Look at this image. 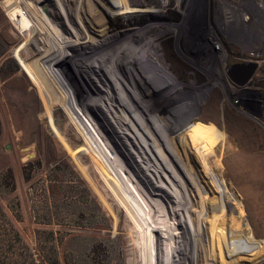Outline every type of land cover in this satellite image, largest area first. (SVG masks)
Wrapping results in <instances>:
<instances>
[{
    "label": "rangeland",
    "instance_id": "1",
    "mask_svg": "<svg viewBox=\"0 0 264 264\" xmlns=\"http://www.w3.org/2000/svg\"><path fill=\"white\" fill-rule=\"evenodd\" d=\"M63 47L122 194L78 141L66 89L42 86ZM252 62L237 83L234 66ZM193 129L213 147L218 191L197 154L183 156ZM194 192L225 211L237 240L215 264H264L247 253L264 247V0H0V264H210L207 224L202 238L190 222Z\"/></svg>",
    "mask_w": 264,
    "mask_h": 264
},
{
    "label": "bare ground",
    "instance_id": "2",
    "mask_svg": "<svg viewBox=\"0 0 264 264\" xmlns=\"http://www.w3.org/2000/svg\"><path fill=\"white\" fill-rule=\"evenodd\" d=\"M123 1H124L125 5L128 3V0H123ZM136 11H138L136 8L127 7V9L125 11H123V13H133V12H136ZM75 43H78V42L77 41H71L69 46H71L72 44H75ZM215 45H216L215 48L217 49L218 45L217 44H215ZM58 46L60 47V44H58ZM52 48H51V50H52ZM218 48H219V46H218ZM63 49H64V47L60 49V55H58V56L56 55L57 52L54 53L55 50H54V52L50 53V54H52L50 56V57H52L51 59H53V60L55 59L54 61H52V64H54V65L51 67V69H48L50 71V77L48 75V78L46 77V79H44V85H42V86L44 87V89H47V88L49 89V88L53 87L54 91H56V92H58V89L61 88V86L63 87V89H66L65 90L66 94L63 95V94L60 93V95L62 97L63 103H65L64 105H66V107L71 112L72 118L74 117L75 124L77 125V128L79 129L76 132L78 141L79 142H81V141L85 142L84 145H82V148L87 149L88 152L90 153V155L93 157V159L95 158L96 161L99 162V164L102 167L104 173H106L107 177L110 179V181L113 183V185L117 188V191L122 194L123 193L122 188L118 184L119 180H117L115 178V176H114V174H116V176L118 177V173H117L118 170H117V168H115V166L113 167L112 164H114V163L111 162L113 157L111 158V154L109 155V151H108V150L111 151V149H110L111 147L107 143V140L104 138L103 134H101L99 129L96 127L95 122L92 121L93 117L90 118V117L87 116V114H85V112L83 110V105L79 102V100H77L75 98V95L78 93V91L76 89H74V87H72V85H69L67 79H65V77H64V74H63L64 71L61 69L62 67H60V65H62L63 55L64 56L65 55L68 56L69 52L67 53L66 50L64 51ZM42 56H43V58L49 57L46 54H43ZM22 64H23L24 69H26L29 72L30 70L26 66L25 62H23ZM29 73L34 78H36L39 82H41V84H42L43 80L40 77L41 76L40 73L39 74H35V73L31 72V71ZM51 76H52V80H51ZM53 79H54V82H53ZM86 93H87V91H86ZM69 98L72 101H70V103L68 105L66 100H68ZM138 119L142 122L141 126H143V128H145V130H147L148 128H147V125H145V123L143 121L144 119H142L140 117H138ZM80 122H81V124H80ZM49 124L51 125L50 126L51 128L54 127L53 122H50ZM70 126H72L74 128V124L73 123H71ZM157 127H160V128L163 129V125H161V124L157 125ZM85 130H87V132H85ZM152 130H153L152 132H154L153 128H152ZM155 134L150 133L151 137H154L153 135H155ZM164 137H165V135H164ZM166 137H167L166 142H164V146L166 148V151L168 149L167 148V146H168V147L172 148L176 152V154H177L176 156L178 157V155L180 154V152L177 151V149H179L178 146L175 143H173V139H172L171 136H170L171 138L168 135H166ZM57 138L60 140V142L63 144L64 147L68 148L72 152V150L70 149L71 145L69 144L68 139L65 136H63L62 133L58 132ZM152 139L154 141L153 143H156V145H158L159 148L160 147L162 148L163 143L158 142L157 139H155V138H152ZM77 144H75V146ZM180 144H181L182 148L184 149V152H183V154H184L183 156L184 157L188 158L190 156L189 155L190 152H195L197 154V156L201 160V164H202L203 170L208 175H210V181H211L210 183L218 191L219 190V181H218V178L216 177V175L213 173V170H211V167L209 165V160H208V157H207L208 154H211V150L213 149L212 145L207 144L206 139L201 138L199 132L196 131V129L191 130L184 137H182L180 139ZM107 146H108V148H107ZM156 149H157V147H156ZM157 150H159V149H157ZM153 151H155V150H153ZM72 154H73V152H72ZM159 154H161V153H159ZM73 155L76 158L77 155L76 154H73ZM160 158H162V157H160ZM165 158H166V161L168 162V166L170 165V167L173 168L174 166H172L173 164L171 165V161H170L171 159H170L168 153H167V156ZM179 162H180V160H179ZM168 166L166 164V167H168ZM188 171L190 172V170H188ZM121 172H122V170H121ZM190 175H193V174H190ZM200 177H202V176H200ZM125 178L126 177H124V180H126ZM122 183H123V181H122ZM123 187H124V185H123ZM225 191H226V188H225ZM193 196H194V199H195V196H196V198L199 201L195 200V201L192 202V206L190 208L193 210L194 217L191 216V218H190L191 221L190 222H191V224H192V222L195 224V227H193V228H195V230L197 231V234H198L199 237L203 236V234H204L203 223L205 222L207 224L206 225V231L208 233L210 232V239H211L209 241V243L207 244V250H208L207 251V253H208L207 256L212 258V260H213V261L211 260L212 262L210 264H215L216 263V259H223L222 258L223 257V253H225L226 250H227V252H231V253H233L234 251H237V249H238L237 240L233 239L234 234L230 235V231L226 230L227 228L224 227V225L226 223V220H227L226 219V215H225V211H222V213H220L219 215L215 212V208L214 207H211V210L207 211L208 208L205 207L206 201H205V198H203L202 194L198 193V192H194ZM197 202H198V204H197ZM177 210H179V209H177ZM174 211H176V210H174ZM205 214H208V217L206 215V217H207L206 219L204 218ZM227 227H229V226H227ZM202 238H204V236ZM249 239L253 240L252 236L249 237ZM197 240H198V238H197ZM247 248H248L247 253L249 252L250 253L249 256L252 257V258H253L254 255H258V254H261L260 256H262V253L264 252V247L260 246V245H255L253 247L251 245H249V247H247ZM202 250L205 251L204 247L202 248ZM243 250H245V249H243ZM241 253H242V251H241ZM241 256L242 255H240L239 257H241ZM239 257H237L234 261H231L230 263L241 264V262L239 260ZM197 261H198V264H202L203 263V258L201 259V256L199 255ZM206 263H208V262L206 261Z\"/></svg>",
    "mask_w": 264,
    "mask_h": 264
},
{
    "label": "water",
    "instance_id": "3",
    "mask_svg": "<svg viewBox=\"0 0 264 264\" xmlns=\"http://www.w3.org/2000/svg\"><path fill=\"white\" fill-rule=\"evenodd\" d=\"M258 64L257 63H247V64H238L234 66L235 72H239V70L244 71L243 73H240V76H238V79H236V82L244 85L248 82V80L251 78V76L254 74L255 70L257 69Z\"/></svg>",
    "mask_w": 264,
    "mask_h": 264
},
{
    "label": "built area",
    "instance_id": "4",
    "mask_svg": "<svg viewBox=\"0 0 264 264\" xmlns=\"http://www.w3.org/2000/svg\"><path fill=\"white\" fill-rule=\"evenodd\" d=\"M219 49H220V47H219Z\"/></svg>",
    "mask_w": 264,
    "mask_h": 264
}]
</instances>
